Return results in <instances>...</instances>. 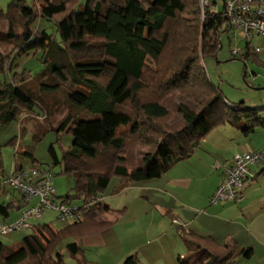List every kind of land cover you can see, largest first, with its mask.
Instances as JSON below:
<instances>
[{"label":"trees","instance_id":"16d2710c","mask_svg":"<svg viewBox=\"0 0 264 264\" xmlns=\"http://www.w3.org/2000/svg\"><path fill=\"white\" fill-rule=\"evenodd\" d=\"M9 1L6 11L0 10L5 28L0 31V74L10 68L9 58L29 52L39 54L42 68L34 77L36 93L29 92L24 85L31 78L28 70L14 72L10 80L0 82V125L17 120L22 112H33L35 106L48 116L43 98L46 93H54V114H62L55 129L68 134L70 143L60 159L52 145L47 151L51 164L61 163V172L73 177V194L58 198L78 199L82 215L77 220L61 221L58 229L49 223L32 224L30 233L14 247L0 241V264H65L60 247L66 239L97 233L112 224L100 215L109 210L101 201V193L113 176L119 177L120 185L157 178L187 158L213 128L228 123L252 131L258 125L264 126V118L256 109L226 100L199 63L200 56L215 57L220 49V32L230 29L222 10L213 11L209 6L202 19L196 0L201 17L191 27L176 23L189 0H84L81 4L77 0H33L35 6L27 5L26 0ZM39 19L53 24V32H36ZM173 23L176 26L171 33L169 27ZM179 39L172 74L165 81L156 78L157 92L183 90L188 84L207 96L193 97L195 104L189 102L200 109L180 103L177 111L183 127L161 133L153 151L145 152L139 164H128V157L123 154L125 139L117 129L129 125L131 133H143L145 123L168 116L160 94L143 100L139 94L150 64L159 61L169 42L175 44ZM242 49L243 52L232 56L244 64L251 59L264 66L250 42H245ZM52 103L55 105V100ZM126 103L133 106V113L124 111ZM242 118L250 123L238 122ZM20 156L28 158L29 163L18 161ZM1 167L0 159V197L8 194L7 198H0V215L7 217L25 203L24 194L13 186L7 189L3 180L29 167L50 170L34 158L30 147L16 151L10 175L3 173ZM249 177L248 173L246 182ZM181 234L188 249L194 247L199 256L179 257L178 264H230L238 255L244 259L251 256L250 248L218 244L209 236L190 230H182ZM64 248L70 256H80L76 259L78 264H95L83 259L84 248L76 241L65 243ZM122 264L140 263L136 255H128Z\"/></svg>","mask_w":264,"mask_h":264},{"label":"rangeland","instance_id":"374dc122","mask_svg":"<svg viewBox=\"0 0 264 264\" xmlns=\"http://www.w3.org/2000/svg\"><path fill=\"white\" fill-rule=\"evenodd\" d=\"M196 0H189L188 5L184 12L180 13L179 20L176 23L183 25L190 24L191 27H195L200 22V15L197 11ZM216 2L218 9L222 10V0H209ZM10 1L0 0V6L2 11H6L7 5ZM84 0H77L78 4L83 3ZM27 5L35 6L33 0H26ZM37 7V6H36ZM1 8V7H0ZM176 24L170 25L171 31H174ZM53 24L50 22L39 19L35 24V31L45 29L47 32H53ZM195 29V28H194ZM223 29V28H222ZM3 21L0 20V31H4ZM171 33H174V32ZM189 37V34H187ZM220 49L216 53L215 57H202L200 56L199 63L205 68L208 79L212 85H214L229 102L238 105L243 102V106L251 109H256L257 114L264 118V66L258 62L249 59L247 63L231 55V49L237 48L238 51L243 52L245 42H250L251 46L260 47L261 52L258 55V59L264 61V37L253 35L251 39H247L241 32L235 29L222 30L219 35ZM169 42L164 49L158 62L150 64V67L145 71L143 81L145 86L139 96L141 100L156 98V94H160V102L168 109L169 114L166 118L160 120H154V122H147L143 127H147L143 133L138 131L137 134L131 133L129 125L119 126L117 132L123 135L125 139L123 154L127 155L128 164H139L141 158L145 152L153 151L155 141L161 139V133H167L169 131H175L183 127L184 123L180 113L177 111L180 103H194L196 98H204V92L201 89H191L186 84L183 90H168L164 93L157 92L156 78L160 81H165L172 74L173 63L175 62L176 49L175 45L181 43V39L175 42ZM8 51V49H6ZM203 58V59H202ZM10 68L6 69L4 74H0V82L10 80V76L14 73H20L23 70H28L31 74V78L24 85L28 88L29 92L36 93L34 77L40 72L42 65L39 62V54H33L29 52L9 58ZM243 70H245V77L243 78ZM191 75V74H190ZM259 88V89H257ZM197 90L193 93V91ZM42 95L41 93H37ZM54 93H46L43 98V104L48 116L45 115L43 109L35 106L33 112H22L19 114L18 119L8 124L0 125V159L1 170L3 173L11 174L13 168V160L16 151L21 152L24 149L30 147L34 158L43 164V168L50 170L52 173V186L55 189V204L59 203L60 196H65L70 193L73 194V177L61 172L62 166L60 164H51V159L48 155V147L52 145L60 159L62 153L68 148L70 143V136L68 134L57 132L56 124L61 118L62 114H54L56 107V99ZM55 100V105L53 101ZM193 108L200 109V107L194 104H190ZM124 111L134 112L133 106L126 103ZM87 116L86 114H84ZM238 122L242 124H249V119L242 118ZM256 127V126H255ZM244 127H237L236 133L230 135L227 139H221L225 141V144H221L222 150L219 151V155H226L231 146L239 145L240 148L248 150L253 147H258L264 143V126L258 125L254 131L249 132L247 135L244 133V139H242ZM215 129V128H213ZM211 129L210 132L213 130ZM209 132V133H210ZM212 133V132H211ZM211 133L209 135H211ZM224 134V133H223ZM220 138L225 137L223 135ZM206 136V135H205ZM202 138V140L205 138ZM217 136V135H216ZM236 136L239 139L236 143ZM247 136V140H246ZM232 137L235 139L232 140ZM230 138V139H229ZM202 140L200 142H202ZM210 141L208 140L206 145ZM206 145L203 146L206 147ZM241 150V149H240ZM18 161H23L25 164L29 163V159L25 157H19ZM213 166L218 167L217 163H213ZM250 180V179H249ZM120 183L118 176H113L106 188L101 193L103 200L110 205L114 210L103 211L100 215L102 219H117L113 228L107 229L103 234L109 235L105 245L101 246H86L83 250V258L96 262L97 264H122L115 258L116 251L120 248H127L129 245L133 246V253H139L141 264H178L176 258L179 256H186L188 254H194V257L199 256V251L194 247L188 249L184 244V239L177 232L178 224H182L181 221L176 223L168 216H161L156 209V204L162 197L156 196V190L152 188L156 183V178L147 179L139 182H133L129 184L125 189L115 190ZM248 183V181L246 182ZM7 189L10 187L7 184ZM144 185V186H143ZM150 187V189L148 188ZM152 188V189H151ZM4 195V196H3ZM0 198L3 200L8 197L7 192ZM38 197L34 196L30 199V202L26 206H35L38 203ZM71 204L78 205V199H69ZM212 203V202H210ZM124 209V214L118 210ZM13 209L9 215L13 213H20L22 211ZM117 210V211H116ZM19 216L17 218H19ZM58 213L54 209L45 210L42 213L41 218L34 219L31 224H43L49 223L53 228L58 229L62 226L58 218ZM7 218V217H5ZM0 215V220L5 219ZM16 218V219H17ZM15 219V220H16ZM14 221V220H13ZM12 222V221H11ZM3 223V222H1ZM30 233V229H22L20 231H13L7 234H0V241L8 246H17L21 238ZM70 241H76L80 243L79 238L71 237L66 239L60 250L63 254L65 264H75V258L71 257L65 250L64 244ZM142 243H147L148 248L151 251V257L149 259L143 258L140 255V248ZM198 254V255H197ZM139 258V257H138ZM244 259L242 256H236L233 258L230 264H241L240 260Z\"/></svg>","mask_w":264,"mask_h":264},{"label":"crops","instance_id":"0c3cea01","mask_svg":"<svg viewBox=\"0 0 264 264\" xmlns=\"http://www.w3.org/2000/svg\"><path fill=\"white\" fill-rule=\"evenodd\" d=\"M5 1L8 2V0ZM0 7V10H2V6ZM258 55L260 54L258 53ZM236 128V126L228 123L216 127L211 131L212 133L210 132L211 135L208 133L205 136L199 146L187 158L177 162L156 178V183L152 188L156 190V196L162 197L156 204V209L162 213L161 216L168 215L173 221L179 220L182 222V224L176 225L177 232L181 237L182 230H190L201 236H209L218 244L234 243L241 248H250L251 256L248 259L240 260V263L264 264V172H262L264 163L260 162L250 167V180L241 188L240 200H224L210 203V197L222 179L221 169L215 168L213 163H217L218 167L225 166L231 162L233 156L237 153L264 149V143L258 147H250L248 150H244L245 148H240V150L239 144L231 146V150L226 155H219V151L222 150L221 144H225V141H221V139H227L230 135L237 133ZM244 133L247 135L249 132L244 131L243 135L241 134L242 139H244ZM222 134L226 136L220 138ZM238 134L240 133L238 132ZM238 138L233 140L235 137H232V140L237 143ZM208 140L210 143L206 145L205 143ZM204 145L206 147L203 148ZM129 184L134 183L126 185H120L119 183L115 190L125 189ZM148 188L150 189V187ZM101 201L108 205V212L114 210L103 200V197ZM124 209L118 210L121 212L120 215L124 214ZM18 216L19 213H13L8 215L7 218L4 217L5 219L3 221L0 220V222L8 223L15 220ZM106 220H110L112 224L100 232L80 237V243H77L82 248L105 245L109 235H104L103 233L107 229L113 228V224L115 226L117 219L106 218ZM184 244L186 246L185 241ZM133 249L131 245L127 248H120L116 251L115 258L122 262L126 256L136 255L137 258L139 257L140 263L139 253L136 252L134 254L132 252ZM140 255L146 259L151 257V251L147 243H142ZM186 256L179 257L183 258ZM77 258H80V256L75 258V264H78ZM83 259L97 264L85 259V256Z\"/></svg>","mask_w":264,"mask_h":264},{"label":"built area","instance_id":"2783aa9c","mask_svg":"<svg viewBox=\"0 0 264 264\" xmlns=\"http://www.w3.org/2000/svg\"><path fill=\"white\" fill-rule=\"evenodd\" d=\"M199 3L202 19H204V11L207 7L211 6L213 11L218 10V6L212 2L210 4L209 0H199ZM222 14L227 19L229 28L241 32L247 39H251L253 35L264 37V0H225ZM239 51L234 47L231 49V55H238ZM253 51L260 53L261 49L253 46ZM262 160H264V149L251 152L242 151L235 154L229 164L217 167L221 169L222 179L210 197V202L240 200V191L246 184L250 166ZM51 180L50 172L36 167L17 171L3 180L4 184H9L24 194L23 203L25 205H28L34 196H37L39 200L35 206L23 208L16 220L8 223L0 222L1 235L22 229H31V221L41 218L42 213L48 209L56 210L57 218L63 222L77 220L81 217L82 211L78 205L60 198L59 203L55 204V189ZM176 221L174 220L175 223Z\"/></svg>","mask_w":264,"mask_h":264},{"label":"water","instance_id":"95a60500","mask_svg":"<svg viewBox=\"0 0 264 264\" xmlns=\"http://www.w3.org/2000/svg\"><path fill=\"white\" fill-rule=\"evenodd\" d=\"M224 3H225V1L224 0H222V8L224 7ZM220 47H221V45H220ZM219 47V48H220ZM245 70H243V78L245 77ZM259 88H264V87H259ZM259 88H257V89H259Z\"/></svg>","mask_w":264,"mask_h":264}]
</instances>
